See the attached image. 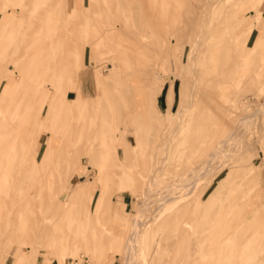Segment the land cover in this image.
Segmentation results:
<instances>
[{"label":"rangeland","instance_id":"obj_1","mask_svg":"<svg viewBox=\"0 0 264 264\" xmlns=\"http://www.w3.org/2000/svg\"><path fill=\"white\" fill-rule=\"evenodd\" d=\"M210 30L240 64L208 123ZM263 203L264 0H0V264H264Z\"/></svg>","mask_w":264,"mask_h":264},{"label":"bare ground","instance_id":"obj_2","mask_svg":"<svg viewBox=\"0 0 264 264\" xmlns=\"http://www.w3.org/2000/svg\"><path fill=\"white\" fill-rule=\"evenodd\" d=\"M210 1L211 0H209V2ZM206 5L207 6L205 7L204 12H206L207 14L210 15L209 17L211 18V21H210V24H211L212 23V20H213L212 17H214V13H213L214 12L213 11L214 8H212V5L211 6H209V4H206ZM201 32H203V31H201ZM211 33H212V30H210L209 32H207V34L205 36H202L201 34H199L198 39H197V44L200 46L199 47V49H200L199 50V56L197 55L199 57L200 64L198 65L197 70H198L199 75H200L201 85L197 87L198 88L197 89V94H195V95L193 94L194 95V98L196 100L195 101L193 100L194 103L193 102H190L191 103L190 105H192V103H193V106L196 107L195 109H197L198 114H200V115L203 116V121L205 120L208 123H210L211 121L213 122V120L215 118H217V116H215L216 112L218 110L223 109L224 108V105L229 100V98L227 96L228 94L226 93V91L229 89V87H230L231 84H230V81L228 80V77L227 76H228V74H231L232 75V73L236 72L238 70V67H239V64H240V61L237 60V58L240 57L239 56V53L237 51V48L235 49V51H234L235 53H234L233 52V49H231L229 47H226L225 49L222 50V48H219V46H218L217 49L219 51L223 52V53H221V52H215L214 53V49L211 48V44H210V35H211ZM195 44H196V42H195ZM242 53L245 54L246 52H242ZM194 56H195V54H193V57ZM89 80L90 81L93 80L94 83L97 84L96 83V77L95 76H90L89 77ZM173 84H171L170 89L168 91V99H171V100H173L172 99V93L174 91L173 90ZM162 88H163V86H162ZM160 93H161V91H160ZM191 96H192V94H191ZM224 121H226V120H224ZM237 133H238V131H237ZM225 144H226L225 141H223V142L220 141V143H218V145H216L215 150L212 152V153H214V155L212 154L213 159L216 160L218 158V156H220L219 154H222L220 152L222 151V149H223L222 147H224ZM220 149H221V151H220ZM48 158L49 157L43 155V159L45 160L46 165H47V162L49 160ZM214 162L215 161H213V162L208 161L207 163L205 162V164L202 163V166H201V168L199 167L200 169L198 171H197L198 168L194 170L195 173L198 172V175L201 174V175H204V176L205 175L206 176L213 175V173H216L215 170H218V168L221 166V163L220 162H219L220 164H218L217 166H214L213 165ZM198 175H197V177H198ZM195 178H196V176L195 177L194 176H191L189 178L190 180L189 179L188 180L191 181L193 179V181H194L193 183H195L198 180V179H195ZM182 179H183V177H182ZM189 181H188V183L186 182L187 183V187L189 186L190 187L189 190L194 191V189L196 188L195 186H196L197 183L196 184H192V182H191V184H189ZM184 185H186V184H184ZM184 185H182V188H183ZM197 202H198V199H197ZM64 207H66V204H65ZM221 207H222V209H221L222 211H221L220 215L224 217V223L227 226L226 234L230 237V239L227 242V244L226 245L224 244L225 245V246L223 245L224 247L221 246L220 249L223 248V250L225 249V251H226V250H228V247H231L233 244H235V242H236L235 240H236V237L238 235H239V237H242V234H244L243 231L247 228V226L244 225V223H243V221L241 219H239V218L237 219V217L235 216V208L236 207L234 206L232 195H228L227 196L226 202ZM259 210H260V213L264 215V203L261 205V207H260ZM256 217L257 216L255 215V218L249 220V224H250L249 227H251L252 224L255 225V223H256ZM247 220H248V218H247ZM263 227H264V225H263ZM136 228H137V226H136ZM259 229L260 228L257 227L256 230H259ZM254 235H255V233H254ZM136 237H137V235H136ZM241 242H242V240H241ZM260 244H261V242H260ZM131 247L133 248V246H131ZM128 254H130V253H128ZM128 256L131 257L130 255H128ZM129 260H130V258H129Z\"/></svg>","mask_w":264,"mask_h":264},{"label":"crops","instance_id":"obj_3","mask_svg":"<svg viewBox=\"0 0 264 264\" xmlns=\"http://www.w3.org/2000/svg\"><path fill=\"white\" fill-rule=\"evenodd\" d=\"M166 89L167 88H165V93L163 95H160L161 97L158 98V102H157L158 108L163 110V111H167L168 107H169L168 106ZM81 90L83 91V93L90 92V85H89V83L86 80L83 81V84L81 86ZM173 90H174V87H173ZM174 101H175V94H174L173 101H172L171 106H170L171 110H173L172 107H173Z\"/></svg>","mask_w":264,"mask_h":264}]
</instances>
